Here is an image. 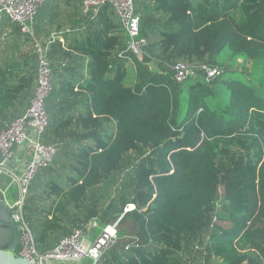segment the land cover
<instances>
[{
	"label": "trees",
	"instance_id": "trees-1",
	"mask_svg": "<svg viewBox=\"0 0 264 264\" xmlns=\"http://www.w3.org/2000/svg\"><path fill=\"white\" fill-rule=\"evenodd\" d=\"M57 1L32 35L0 22V132L28 108L38 48L52 68L55 155L22 207L37 250L96 219L117 227L97 264H264V0H134L140 60L108 6L50 36ZM177 65L196 76L176 81Z\"/></svg>",
	"mask_w": 264,
	"mask_h": 264
},
{
	"label": "built area",
	"instance_id": "built-area-1",
	"mask_svg": "<svg viewBox=\"0 0 264 264\" xmlns=\"http://www.w3.org/2000/svg\"><path fill=\"white\" fill-rule=\"evenodd\" d=\"M46 0H0V22L6 18L17 25L24 34L32 35L34 18ZM108 6L118 18L126 33V50L138 60L143 55L145 40L141 37L140 20L135 14L134 0H82L84 15H96ZM39 59L36 72V86L28 108L6 130L0 132V174L12 178L18 187L20 200L13 205V221L17 224L20 246L16 254L31 264H62L88 259L97 264L102 254L117 240L116 223L100 227L96 219L91 220L86 230L74 229L51 250L40 252L36 248L33 234L25 223L22 207L27 188L39 168L49 165L55 149L43 144L48 122L46 100L52 89V68L46 49L38 48ZM139 57V58H138ZM135 66L132 59L128 60ZM207 81L215 78L219 70L201 66ZM175 79L182 82L196 76V68L177 65ZM135 209L129 204L124 212ZM92 230H98L95 238Z\"/></svg>",
	"mask_w": 264,
	"mask_h": 264
},
{
	"label": "water",
	"instance_id": "water-1",
	"mask_svg": "<svg viewBox=\"0 0 264 264\" xmlns=\"http://www.w3.org/2000/svg\"><path fill=\"white\" fill-rule=\"evenodd\" d=\"M14 206H9L0 191V264H31L16 254L20 246L17 224L12 219Z\"/></svg>",
	"mask_w": 264,
	"mask_h": 264
},
{
	"label": "crops",
	"instance_id": "crops-1",
	"mask_svg": "<svg viewBox=\"0 0 264 264\" xmlns=\"http://www.w3.org/2000/svg\"><path fill=\"white\" fill-rule=\"evenodd\" d=\"M81 4H82V0ZM62 3V4H61ZM57 4H61L60 7L64 10L63 12V23L61 24V27L58 31H56L58 34H54L53 32L51 33L50 36H53L54 38H59L62 41L63 35L66 36L67 32L69 31V27L67 24L77 21L79 19L84 18L82 11L80 12L81 5H75L73 2H64L62 0H58ZM74 10V11H73ZM85 16V15H84ZM53 37H51L53 39ZM8 180L7 176L0 174V191L3 192L5 196V200L8 203L9 206H13L15 204V193L13 195L8 192ZM18 188V187H17Z\"/></svg>",
	"mask_w": 264,
	"mask_h": 264
},
{
	"label": "rangeland",
	"instance_id": "rangeland-1",
	"mask_svg": "<svg viewBox=\"0 0 264 264\" xmlns=\"http://www.w3.org/2000/svg\"><path fill=\"white\" fill-rule=\"evenodd\" d=\"M139 58V57H138ZM225 58H227V55L224 54L221 56V60H225ZM152 68H155V66H151ZM8 180V192L11 193L13 195V193H15V201L20 200V195H19V190L17 188V184L16 182L10 178L9 176L7 177ZM90 237L93 239L97 236L98 234V230H92L90 232ZM62 264H92L88 259H83L80 262H66V263H62Z\"/></svg>",
	"mask_w": 264,
	"mask_h": 264
}]
</instances>
